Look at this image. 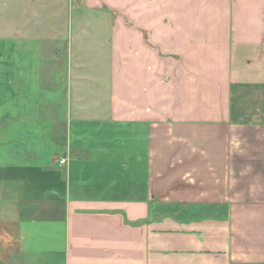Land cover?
Returning <instances> with one entry per match:
<instances>
[{"label": "crops", "instance_id": "1", "mask_svg": "<svg viewBox=\"0 0 264 264\" xmlns=\"http://www.w3.org/2000/svg\"><path fill=\"white\" fill-rule=\"evenodd\" d=\"M0 101V264H264V0H0Z\"/></svg>", "mask_w": 264, "mask_h": 264}, {"label": "rangeland", "instance_id": "2", "mask_svg": "<svg viewBox=\"0 0 264 264\" xmlns=\"http://www.w3.org/2000/svg\"><path fill=\"white\" fill-rule=\"evenodd\" d=\"M75 51V73H74V84L76 91L83 90L93 93H99L106 91L107 79H108V52L105 50H100L98 47L91 48H80V45L76 46ZM80 63L81 65H78ZM43 99L46 101V95L43 94ZM35 101V96H30L27 98L29 106L33 108ZM1 102V101H0ZM44 108V119L49 117L45 116V112L51 106H46ZM53 107V106H52ZM18 122V121H15ZM46 123V122H43ZM2 150L0 149V152ZM43 156L48 158L47 153H42ZM2 188H0V220L9 221L11 217V211H3V205L12 201L11 196L3 195Z\"/></svg>", "mask_w": 264, "mask_h": 264}, {"label": "built area", "instance_id": "3", "mask_svg": "<svg viewBox=\"0 0 264 264\" xmlns=\"http://www.w3.org/2000/svg\"><path fill=\"white\" fill-rule=\"evenodd\" d=\"M58 163H59V165H64L65 164V160L64 159L59 160Z\"/></svg>", "mask_w": 264, "mask_h": 264}]
</instances>
